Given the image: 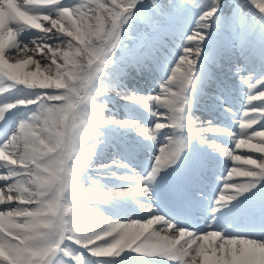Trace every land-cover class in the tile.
Listing matches in <instances>:
<instances>
[{"label":"snow or ice","instance_id":"obj_1","mask_svg":"<svg viewBox=\"0 0 264 264\" xmlns=\"http://www.w3.org/2000/svg\"><path fill=\"white\" fill-rule=\"evenodd\" d=\"M0 264H264V0H0Z\"/></svg>","mask_w":264,"mask_h":264},{"label":"rangeland","instance_id":"obj_2","mask_svg":"<svg viewBox=\"0 0 264 264\" xmlns=\"http://www.w3.org/2000/svg\"><path fill=\"white\" fill-rule=\"evenodd\" d=\"M12 62H15V60L13 59ZM156 79H158V78H156ZM156 79H153V78H150V77H147V76L140 77L137 86L140 88V90L142 92L150 91L151 88L156 87ZM239 97L241 99H244V97L241 94H238L237 99ZM254 103H259V101H254ZM124 104H125V102L121 101V102H119V104H117L113 108L114 111H116L117 109H119V115L121 117H123L125 115V108L123 107ZM243 104H244V101L241 103V102H239L237 100V102H236V108L241 113V115L243 114V111H244ZM127 111L131 112L136 118H139L141 120H146L147 119V114L142 109H140L139 106L127 105ZM196 115H200V112H196ZM133 135H134V133H129V136H133ZM235 151H236V154H241L242 155L247 150L246 149H241V150H235ZM251 155L253 156V158H255L256 156H258L260 154L259 153H252ZM140 161L141 162H145L144 163V166H143V169L145 167H148L149 164H150V161H149V159H148L147 156L141 157L140 158ZM136 162H138V161H136ZM136 162H135V164H136ZM135 164H134V167L136 168V170L138 172L142 171V168H137ZM228 166L231 167V164H229ZM235 179H237V180H243L245 178H243V177H235ZM111 183L114 186H123L124 185V182H122V181H112ZM123 199L126 200V201H129L131 198L125 197ZM125 212H127V213H134L135 211H132L131 209H129L128 211H125ZM110 213H112V215H114V217H117V214H116L115 211L109 210V214Z\"/></svg>","mask_w":264,"mask_h":264},{"label":"bare ground","instance_id":"obj_3","mask_svg":"<svg viewBox=\"0 0 264 264\" xmlns=\"http://www.w3.org/2000/svg\"><path fill=\"white\" fill-rule=\"evenodd\" d=\"M17 2V1H16ZM17 3H20V2H17Z\"/></svg>","mask_w":264,"mask_h":264}]
</instances>
